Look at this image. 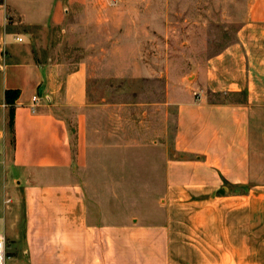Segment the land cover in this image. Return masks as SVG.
I'll return each mask as SVG.
<instances>
[{
    "label": "crops",
    "instance_id": "1",
    "mask_svg": "<svg viewBox=\"0 0 264 264\" xmlns=\"http://www.w3.org/2000/svg\"><path fill=\"white\" fill-rule=\"evenodd\" d=\"M110 2L0 0L5 264H264V0L188 87L120 102L101 98L84 47V31L114 24L75 18ZM53 30L75 31L74 60L37 39ZM128 73L152 75L147 62ZM6 90L18 92L9 149ZM226 93L242 98L209 99Z\"/></svg>",
    "mask_w": 264,
    "mask_h": 264
},
{
    "label": "rangeland",
    "instance_id": "2",
    "mask_svg": "<svg viewBox=\"0 0 264 264\" xmlns=\"http://www.w3.org/2000/svg\"><path fill=\"white\" fill-rule=\"evenodd\" d=\"M250 1L111 0L109 13L101 7L100 13L93 17L85 6L75 7V11L80 12L75 17L79 21H110L114 24L110 30L84 31L85 35L91 36V39L85 36V49L97 53V60L91 62L90 70L97 73L95 84L104 91L101 98L115 102L129 97L135 101H155L162 97L158 88L165 86L166 81L179 80L181 85L188 87L210 57L234 42ZM33 32L36 34L37 30ZM71 34L75 36L76 33L72 31ZM68 36L53 30L37 39L41 43H44L43 38L55 45L60 43L62 55L74 60L76 48L74 43L69 44ZM35 55L40 63L45 62L47 53L42 44L35 47ZM56 58L59 60L60 56ZM135 62H147L153 76L130 78L128 71ZM241 98L240 94L230 93L209 95L213 101ZM8 120L7 108L9 149L12 133Z\"/></svg>",
    "mask_w": 264,
    "mask_h": 264
},
{
    "label": "trees",
    "instance_id": "3",
    "mask_svg": "<svg viewBox=\"0 0 264 264\" xmlns=\"http://www.w3.org/2000/svg\"><path fill=\"white\" fill-rule=\"evenodd\" d=\"M18 95L17 90H6L5 91V101L8 105L9 109V120H8V125L11 130L12 136L14 133V124H13V118H14V109L12 104L14 103V100L16 99ZM12 143H13V138H12Z\"/></svg>",
    "mask_w": 264,
    "mask_h": 264
},
{
    "label": "built area",
    "instance_id": "4",
    "mask_svg": "<svg viewBox=\"0 0 264 264\" xmlns=\"http://www.w3.org/2000/svg\"><path fill=\"white\" fill-rule=\"evenodd\" d=\"M17 40H21L20 37H16ZM32 102L35 104L36 96H32ZM5 246H6V239L2 233H0V264H5Z\"/></svg>",
    "mask_w": 264,
    "mask_h": 264
}]
</instances>
